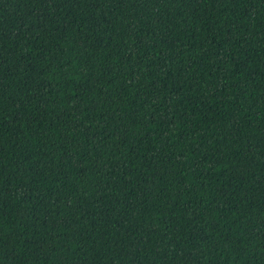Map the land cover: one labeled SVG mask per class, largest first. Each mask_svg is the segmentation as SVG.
Masks as SVG:
<instances>
[{"label": "trees", "instance_id": "trees-1", "mask_svg": "<svg viewBox=\"0 0 264 264\" xmlns=\"http://www.w3.org/2000/svg\"><path fill=\"white\" fill-rule=\"evenodd\" d=\"M0 264H264V0H0Z\"/></svg>", "mask_w": 264, "mask_h": 264}]
</instances>
